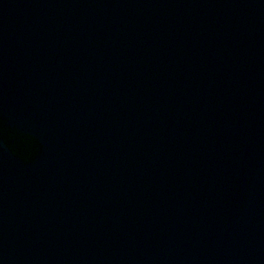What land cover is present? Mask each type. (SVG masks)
I'll list each match as a JSON object with an SVG mask.
<instances>
[{
    "label": "water",
    "instance_id": "obj_1",
    "mask_svg": "<svg viewBox=\"0 0 264 264\" xmlns=\"http://www.w3.org/2000/svg\"><path fill=\"white\" fill-rule=\"evenodd\" d=\"M0 264H264V0H0Z\"/></svg>",
    "mask_w": 264,
    "mask_h": 264
}]
</instances>
